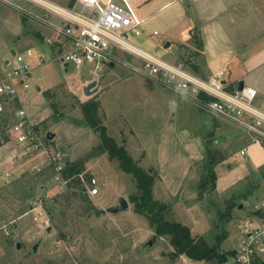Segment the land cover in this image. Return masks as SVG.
Listing matches in <instances>:
<instances>
[{"label":"rangeland","instance_id":"1","mask_svg":"<svg viewBox=\"0 0 264 264\" xmlns=\"http://www.w3.org/2000/svg\"><path fill=\"white\" fill-rule=\"evenodd\" d=\"M61 23L58 15L33 0H0V69L12 52L26 47L32 51L27 59L29 87L17 83L20 101L15 98L11 106L22 103L29 120L41 128L43 143L62 160H76L99 143L90 127L76 124L82 119L80 104L98 100V115L108 135L139 166L151 171L153 197L169 206L167 217L188 226L192 237H203L209 245L216 244L220 235V248L234 250L240 232L237 221H246L264 194V164L252 166L247 155L239 153L247 143L243 128L217 116L198 99L197 103L143 74L141 63L129 65L134 56L126 52H119L123 63L113 60L95 77L72 64L65 71L56 59L64 38L52 28ZM131 39L140 46L138 37ZM40 54L43 62L37 60ZM92 79L104 82L100 90L85 96L82 87ZM3 129L0 121L1 139L7 128ZM211 145L223 159L215 166L214 190L203 193L199 188L204 180L203 154ZM247 149L261 154L264 142ZM45 158L25 154L9 135L0 145V264H219L175 255L168 236H155L130 201L137 192L134 178L106 153L85 163V198L72 196L76 190L55 175L35 174L32 169L46 165ZM89 177L96 179V195L87 192ZM19 180L25 183L23 189ZM24 195H28L25 201ZM120 196L127 199L129 208L117 214L105 212ZM36 197L45 199L47 213L33 220V214L25 210ZM232 203L230 219L223 222L224 215H219Z\"/></svg>","mask_w":264,"mask_h":264},{"label":"built area","instance_id":"2","mask_svg":"<svg viewBox=\"0 0 264 264\" xmlns=\"http://www.w3.org/2000/svg\"><path fill=\"white\" fill-rule=\"evenodd\" d=\"M43 5L62 20L60 25L54 24L52 28L57 36L64 38V47L56 51V59L63 66L72 64L74 68L87 70L95 77L116 59L118 51L127 52L141 60L143 74L194 100L200 93L211 97V100L202 103L203 106L217 116L240 125L251 143L264 142V109L253 104L256 89L249 86L228 89L224 70L200 77L184 63L168 62L134 44L131 37L141 35L143 19L138 17L126 0H122V4L113 0H76L73 8L47 2ZM78 5L85 7V10H77ZM31 56L32 51L28 47L13 52L0 69V117L11 113L13 121L7 130L9 138L19 144L25 154H44L46 166L50 164L55 168V179L66 183L60 175L64 161L43 143L41 128L29 120L21 102L17 107L10 104L18 98L17 83L23 88L29 87L26 79L31 71L27 59ZM37 60L43 62L44 55L40 54ZM240 154L245 155L246 148H242ZM44 164L35 166L32 171H41ZM79 176L84 180L82 174ZM88 181L89 195L98 194L96 179L91 177ZM44 201L43 197H36L31 202L28 212L33 214V220L43 214L46 216ZM246 216V221H237L239 239L231 259L233 264H260L264 261V195L254 205L251 215Z\"/></svg>","mask_w":264,"mask_h":264},{"label":"crops","instance_id":"3","mask_svg":"<svg viewBox=\"0 0 264 264\" xmlns=\"http://www.w3.org/2000/svg\"><path fill=\"white\" fill-rule=\"evenodd\" d=\"M33 1L41 6L45 2L66 6L68 2ZM113 1L122 4V0ZM126 1L138 17L143 19L142 32L138 36L139 47L156 53L168 62H182L200 77L224 70L228 89L237 87L238 82L243 81V86L253 87L257 91L253 104L264 109V0ZM195 39L199 45L194 44ZM119 52L115 60L122 62L124 59ZM131 61L134 63H127H141L136 56ZM112 64L111 61L108 66ZM245 138L247 143L240 150L246 148L245 155L252 166L263 165L264 151L261 154H250L248 146L258 143H251L247 134ZM30 204L27 203L25 214L31 213L28 212Z\"/></svg>","mask_w":264,"mask_h":264},{"label":"trees","instance_id":"4","mask_svg":"<svg viewBox=\"0 0 264 264\" xmlns=\"http://www.w3.org/2000/svg\"><path fill=\"white\" fill-rule=\"evenodd\" d=\"M196 40V39H195ZM197 41V40H196ZM194 41V44L199 45V41ZM194 68V65H192ZM195 69V68H194ZM197 99L199 102L205 103L211 100V97L205 94H198ZM196 101V100H195ZM198 103V101H196ZM99 101L95 99H88L80 104L82 119L77 121V125L90 127L97 135L99 143L93 147L87 155L76 160L65 159L62 170L60 171L61 177L66 181L67 188L74 189V197L85 198V186L82 183L80 174L85 169V163L92 157L102 153H106L111 160L118 162V167L123 172L129 173L135 180L136 193L130 196V201L134 204V211L143 215L148 220L149 226L153 229L155 236H168L170 244L174 248L175 255H185L192 260H204L210 262H217L219 264L228 263L234 251H223L219 246L220 235L216 238L218 242L213 245L207 244L203 237L194 238L191 235L188 226L171 220L167 217L169 206L165 203L159 202L153 197V184L154 177L150 170L143 169L139 166L126 151L124 146L118 145L116 140L108 135L107 128L102 124L98 115ZM2 127L4 126L5 135L3 139L0 138V145L8 140V127L13 121L11 113L7 112L3 118H0ZM212 143V142H211ZM211 145V148L204 155L203 154V179L199 183V188L203 193L206 191L214 190L216 185V172L215 166L221 161L222 156ZM37 175H46L52 177L55 175V168L53 165L45 166L41 171L35 172ZM90 178V177H89ZM22 180V179H21ZM19 180L20 187L23 189L25 183ZM209 184V185H208ZM257 187V186H256ZM249 192V193H248ZM245 193L244 198L250 194V190ZM28 197V195H24ZM25 201V200H24ZM45 207L46 202L44 201ZM234 206L232 203L228 205L225 214L219 215L220 218L225 217L223 222H227L231 216V209ZM22 209H18V213H22ZM49 214L52 212H48ZM220 212H217V215ZM217 223L216 225H218ZM260 264H264L261 261Z\"/></svg>","mask_w":264,"mask_h":264},{"label":"water","instance_id":"5","mask_svg":"<svg viewBox=\"0 0 264 264\" xmlns=\"http://www.w3.org/2000/svg\"><path fill=\"white\" fill-rule=\"evenodd\" d=\"M75 3H76V0H68V2L66 4V7L73 8ZM166 46H168V43H167ZM64 67H65V71H67L68 70L67 65H65ZM101 83L102 82L99 79H92L89 83H87L86 85H84L82 87L83 95H85V96L93 95L98 90V88L100 87ZM242 87H243V81H239L238 85H237V88L238 89H242ZM51 137H52V135L47 133V138L50 139ZM128 208H129V203H128L127 199L125 197H123V196H120L117 199V203L116 204L107 207L106 209H104V211L108 212V213H111V214H117L119 212L127 210ZM35 249H36V245H34V247H33V250H35ZM233 263H234L233 259H230V261H228V263H224V264H233Z\"/></svg>","mask_w":264,"mask_h":264}]
</instances>
